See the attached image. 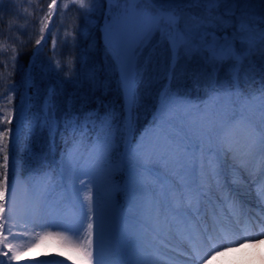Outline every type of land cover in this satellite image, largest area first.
Masks as SVG:
<instances>
[{"label":"snow or ice","instance_id":"6c2138e0","mask_svg":"<svg viewBox=\"0 0 264 264\" xmlns=\"http://www.w3.org/2000/svg\"><path fill=\"white\" fill-rule=\"evenodd\" d=\"M81 8L86 7L85 0H75ZM101 0H92L95 4ZM109 5L105 17V34L113 64L118 76L122 97L120 109L108 108L104 113L93 110L83 116L74 114L57 119L55 88H49L45 100L36 118L37 125L46 127L53 135L61 126L69 133L65 153L59 161V174L65 196L72 207L76 208L82 221L86 220L85 237L79 244L69 242L60 234L55 238L68 250V259L73 264H93V230L96 235L95 264H104L101 253L111 234L113 215L108 207V198L112 187L113 173L118 169L126 174L124 190L134 206L142 208L146 199V188H150L149 178L157 172L167 169L174 172L186 190L185 194L175 195L176 189L170 188L176 203L177 229L187 226L184 217L185 195L189 208L201 193L206 180L222 175L219 167L220 153L232 154L233 158L243 159L241 145L233 133L243 130L245 135L244 155L253 156L264 153V80L255 94H244L239 88L240 72L244 60L253 54L257 46L264 47V29L257 30L251 20L240 19L234 23L235 8H226L220 12V5L237 3L238 0H106ZM264 3V0H260ZM180 3L205 5V15H193L184 19L181 11L174 7ZM49 16L56 11V0H52ZM67 8V5H64ZM46 18V19H47ZM264 23V15L259 18ZM48 25L42 22L41 33L36 44H40L44 29ZM231 29V31H229ZM158 37V38H157ZM167 42L169 50V73L166 79L169 85L159 95L157 107L150 127L135 136V125L139 120L142 97L139 90L142 81L140 58L145 49L155 52L156 48ZM240 47H237V45ZM55 45V40H53ZM199 56L205 63L213 65L208 95L204 102L195 106L199 119L192 124L177 123L169 115V108L175 103L170 92V81L175 78L176 67L182 58L191 60ZM147 62V61H146ZM229 64L228 79L219 80V70ZM28 79H31L29 71ZM11 99V97H9ZM191 103V101H186ZM254 108V111L252 110ZM21 108L19 115L22 116ZM11 122V114L4 117ZM155 137V143L149 142V136ZM8 131H0V152L4 153L0 168V245L7 251L0 253L7 260L0 264L19 261L33 248L53 236L47 232L37 234L39 239L27 248L14 246L3 235L7 219L5 218V199L8 192V153L5 138ZM87 153V155H85ZM79 155V159L75 157ZM215 156V160L212 157ZM83 162V163H82ZM217 165L213 167V165ZM163 166V169L161 168ZM81 180V186L75 180ZM86 189V190H85ZM15 191V186H14ZM13 191V195H14ZM84 191L83 200L79 192ZM75 196V199H73ZM260 209L264 212V196L260 197ZM199 211V209H197ZM83 226V224H81ZM72 230V229H68ZM131 235L136 241L134 249L136 264H153L143 248L142 237L133 229ZM211 238V237H209ZM264 243V241H256ZM247 246V245H244ZM254 247L255 244H252ZM225 248V251H231ZM11 253V256H9ZM63 254V253H62ZM74 254V255H73ZM224 252H215L208 261ZM39 264H50L40 261ZM62 264V262H57Z\"/></svg>","mask_w":264,"mask_h":264},{"label":"rangeland","instance_id":"374dc122","mask_svg":"<svg viewBox=\"0 0 264 264\" xmlns=\"http://www.w3.org/2000/svg\"><path fill=\"white\" fill-rule=\"evenodd\" d=\"M51 3L52 0H0V61L6 62L7 60H13L15 64L19 63L18 50L27 41H31L34 35H36L37 30L40 31L42 22L46 23L48 27L45 28L43 32L45 39L41 40L35 52L37 53L39 50H42L44 53L49 37L53 36L55 41L61 43L60 46L56 43L53 48L52 46L50 48V51L54 53L53 60H56L54 58L57 57L58 53L62 54L68 50L69 47L66 42L69 35L72 33L75 34V42L77 44H83L88 37L91 39L89 43L87 42L89 49H95L93 48L94 42L92 41L95 40V35L99 28L105 45L106 54L110 56L112 61H110L109 57H104V73H102L97 60L87 71L83 72V77L81 78L82 83L88 86L90 85V88H87L85 85L82 89L88 92L89 95H83V102L80 103L77 108H73L76 106L70 107V104H67V107H70V114H66V116H72L74 114L83 116L86 113L93 112V110H98L102 114L108 108L119 110L122 102L121 99L117 97L119 92L117 90L119 84L118 76L115 71L113 58L108 47V40L103 28L107 15L106 0H101V2L95 4L92 3V0H85L86 7L84 8H81L75 0H56V11L51 14L50 18H47L49 16L48 6ZM104 3L105 6L103 5ZM64 5H67V8H65ZM174 7L181 11L184 19H189L193 15H205V5L197 6L180 3L174 5ZM226 8L236 9V17L233 18L236 25L239 24L242 18L244 20H251L257 30L264 29V23L259 22V18L264 15V3H261L260 0H238L237 3L230 2L220 5L219 10L223 12ZM7 19H10L7 29L13 26L11 30L9 29L10 31H8V33H6L7 29L5 30L2 24L4 21L7 22ZM229 31H231V29ZM237 47H240V45L238 44ZM169 55L168 45L167 42H165L157 47L155 52L145 49L143 56L140 58L142 81L139 90L142 97V106L140 108L139 120L134 129L137 138L150 127V122L159 106L158 94L163 88L169 85V81L166 79L169 73ZM86 56L87 52L85 51L79 55V59L85 60ZM45 60L49 62L50 57ZM32 62L33 57L30 63ZM59 63L60 62H57V65H59ZM213 67V65L205 63L199 56H195L191 60L182 58L176 67V75L175 78L170 81L169 90L176 102L181 101L184 103L182 106L183 115L196 117V120L188 119L189 122H195L199 119L194 109L197 104L204 102L208 95L206 86L209 83V77ZM45 68L50 70L52 66L51 64L46 65ZM228 68L229 64H225L220 68V81L228 79ZM29 71L30 68L28 67L23 82L24 88L22 96L18 104L8 107L15 100L13 96L18 92L19 88L17 85L12 86L13 90L10 91L14 94L11 96V99L8 98L9 101L4 100V104L0 101V131H6L5 129H7L9 133L8 136L10 135L8 143V136L5 138V142L8 145L7 153L9 157V188L5 197L8 203L5 205V212L2 215L5 218L8 217V207L14 200L12 185L20 184L25 190L20 192V195L16 198V205L18 207L20 203L25 205L27 200L25 201L23 198L26 196L32 198L33 208L30 211L27 210L28 207L25 208L24 213L27 216H32L34 219V226L39 225V223L43 221L53 229L55 226H58L60 219L69 218L76 222L77 227H79V223L87 227L86 220H81L76 208L72 207L69 200L66 198L59 174L60 156L65 153L66 141L70 142L69 133L62 126L61 128H63V131L59 129L60 133L57 131L53 140L52 133H50L46 127L38 126L36 121L48 89L55 88V86L50 83L47 76H44V85L46 86L37 88V95L31 100L29 89L32 82L31 79H28ZM14 74V72L12 75L9 74L11 79ZM262 80H264V47L257 46L253 54L248 56L243 62L240 72L239 88L244 94H255L259 91ZM4 91V88L0 91V99L3 98ZM91 99L92 101H89ZM186 101H191V103H186ZM172 104L170 105L169 112L172 110ZM57 107L58 105L56 104V111H59ZM21 108L23 109L22 116L19 115ZM7 114H11L10 123L6 122L4 119ZM188 120L185 119L182 123L188 124L186 123ZM58 133L61 139H63V144L60 142L58 144ZM150 137L151 135L149 138ZM28 140L29 142L31 141L30 145ZM58 145H60L59 149H57ZM0 147H3V145L0 144ZM85 155H87V153H85ZM3 156L4 153L0 152V165L4 162ZM75 158L79 159V155ZM2 171L3 169L0 168V172ZM82 178L87 182V177L82 176ZM77 180L78 179L75 180L76 185H78ZM125 183L126 174H123L121 170L118 169L113 173L112 187L110 190L113 196L111 200L108 199V203L110 201L113 202L115 205L113 211L122 216L128 215V213L125 212V208L131 203L128 193L124 190ZM80 187H82L81 184ZM36 191L38 193H36ZM83 195L84 191L79 192L81 201L83 200ZM73 199L75 198L73 197ZM28 205L31 204L28 203ZM55 222L58 223L55 224ZM77 227L75 226L72 230H67V234L72 237L80 235V230ZM41 229L44 231L42 226ZM42 230L40 232H42ZM50 231L52 230L50 229ZM52 234L53 236L49 240L46 239V246L51 243L61 251L64 249V251H68L66 248L62 247L61 241L59 243L56 242L55 235L58 233L54 232ZM75 243L79 244L80 242L77 240ZM3 251H7V249L4 248L3 245H0V253ZM39 257H41V255H39ZM0 259L7 260V257L0 255ZM111 260L116 263L118 262L117 264H119L120 260L121 264H128L125 254L122 251L113 255L110 261Z\"/></svg>","mask_w":264,"mask_h":264},{"label":"bare ground","instance_id":"6f19581e","mask_svg":"<svg viewBox=\"0 0 264 264\" xmlns=\"http://www.w3.org/2000/svg\"><path fill=\"white\" fill-rule=\"evenodd\" d=\"M104 26L105 21L103 28ZM172 105L173 107L169 112V115L175 117L177 123H182L185 121V119L196 120V117L194 116L183 115V102L177 101ZM252 110L254 111V108ZM186 123L192 124L193 121L189 122L188 120ZM233 135L241 145V156L243 159L233 158L232 154L224 155V153H220L219 167L221 168L222 175L220 177H212L206 180L201 193L197 195L193 205L198 204V206H202L201 211L205 210L206 213L210 208L220 210L223 214H225L224 221L226 222L230 220V214L235 213L240 222L248 229V231L246 235H243L237 240L232 239L219 242L212 250L201 253L197 252L189 234H180L178 238L181 241L190 243L197 255L195 264H208L210 257L217 251L224 252V254L216 256L215 259L210 261V264H264V243H256V241H264V227L263 229H259L257 232L253 231L254 225H257L258 221L261 220L258 219L256 223L252 222L248 216L246 207L244 206L245 200L247 203L251 204V207L252 204L253 206L257 207L255 205L257 203L256 200H260V197L264 196V153L257 152L251 157L245 156L243 146L245 143L246 134L243 130H236ZM149 142L155 143V137L151 136L149 138ZM212 159L215 160V156H213ZM216 166L217 165L215 164L213 165V167ZM161 168L163 169V166H161ZM81 180H83L82 176L77 180L78 187H80ZM149 184L151 187L146 188L147 199L143 207H136L131 202L125 208V212L128 213V215H118L115 211H113L115 206L114 203L111 201L108 203V207L113 215V223L111 234L106 240L104 249L101 253V258L103 259L104 264H117L118 262L116 263L112 260L110 261V259L113 255L119 253V251H122L125 254L128 264H136L137 255L134 251L136 247V241L131 235V231L133 229L139 234L140 237H142L145 254L149 259H151L153 264H188L187 261H189L191 257L194 256V253L189 254L187 252L178 250L173 246H170L163 239H161L158 234H150L149 230L147 229V225L151 224L156 231L160 233H167L169 235L176 234L177 230L184 231V228L177 229L176 227V221L178 220L176 208H178L179 205L176 203L173 193L169 191L170 188L174 187L176 189V196L186 193V190L180 183L179 178L174 172L163 169L157 172L155 176L149 178ZM232 185H235L234 191L230 187ZM24 190L25 188L20 184L12 185V195L14 191V200L9 206L11 207V218L7 220V223L3 229V235L8 237L9 243L13 244L14 246L27 248L31 244L36 243V241L39 239L37 234L43 235L44 232H56L64 236L67 241L73 243H75L77 240L80 243L83 241L85 237L84 229L86 228V225L82 227V223H79V227H77L76 222L69 218L60 219L59 223L55 222V224L58 223V226H55L53 229L43 221L39 223L40 226H34V219L32 216H27L24 213L25 208L28 207L27 210L29 211L33 208L32 198L26 196L23 198V200H27L25 205L22 203H20L19 207L16 205V198L18 195H20V192ZM223 194L226 198L224 201L222 200L224 198ZM112 196L113 193L110 192L108 199L111 200ZM221 196L223 198H221ZM73 197L75 198V196ZM28 203L31 205H28ZM193 205L189 208L187 197L185 195L183 215L187 218L186 228H189L194 235L199 236L195 222L200 212L196 211ZM207 206L208 208H204ZM258 214L262 219H264L263 212L260 213L259 211ZM166 216L168 219H165ZM41 226L44 228V231L41 229ZM75 226L79 228L80 235L77 237H72L67 234V230L69 228L72 229ZM221 228L222 227H220V230ZM50 229L52 231H50ZM41 230L43 233L40 232ZM235 233L236 231L234 232L232 229L228 231L229 235ZM145 239L147 241H145ZM46 241L47 240H44L37 247L33 248L32 251L28 252L24 257L21 258V260L12 261L11 264H39L40 261H48L50 264H57V262H62V264H73V261L67 258L68 255L72 253L64 251L65 249L61 251L51 243L46 246ZM95 241L96 235L94 229L93 249L95 254L93 251V264H95L96 260ZM56 242L59 243L60 240L56 239ZM252 244H255V246L253 247ZM154 246H157L160 250L167 251L169 253H176L177 255L181 256L182 260L178 261L172 256H163ZM225 248H230L232 250L225 251ZM39 255H41V257H39ZM9 256H11V253H9ZM120 261L119 264H121Z\"/></svg>","mask_w":264,"mask_h":264},{"label":"trees","instance_id":"16d2710c","mask_svg":"<svg viewBox=\"0 0 264 264\" xmlns=\"http://www.w3.org/2000/svg\"><path fill=\"white\" fill-rule=\"evenodd\" d=\"M105 6V3L103 4ZM10 19H7V22L4 21L3 27L6 30L8 21ZM13 28L11 26L8 28L6 33L10 31ZM15 28V27H14ZM10 29V30H9ZM27 34V33H25ZM42 33L37 30L36 35L31 39L30 42H26L23 44L20 49L18 50L19 54V63L15 64L13 60H7L6 62L0 61V91L4 88L5 91L3 93V98L0 99V101H7L9 97H11L14 93H11L10 90L12 89V86H18V92L13 96L15 100L10 104L8 107L15 106L18 104V101L20 100L23 92V82L25 80V75L28 70V67L30 68L31 73V86L29 89V92L31 94V100L35 98L37 95L38 89L37 88H43L46 85H44V76H47L50 83L55 86L56 89V96H55V103L58 105V110L56 111L57 119H60L63 121L66 114H70V107L77 108L80 103L83 102L84 96H88L89 93L85 92L83 86L86 84L82 83L81 78L83 77V72L87 71L93 63L98 62V65L100 66V69L102 73H104V57H109L110 61L111 58L108 54H106L105 51V45L102 39L101 32L99 28L97 29L94 46L90 50L87 42H90V38L87 37V39L83 42V44H77L75 34L72 33L69 35L66 44L68 45V50L65 52L58 53L57 57L54 58L56 60H53L54 53L50 51V48L52 46L53 48V40L54 37L50 36L48 39V42L45 47V52L43 53L42 50H39L37 53L35 50L37 49L38 44H36V40L40 38ZM58 43L60 46L61 43L58 41H55V45ZM79 46V47H77ZM87 52V56L85 60L79 59V55L83 52ZM10 52V51H9ZM92 54V55H91ZM2 55V54H1ZM92 56V57H91ZM33 57V62H31V59ZM50 57V61L47 62L45 59ZM57 62H60L59 65H57ZM52 68L50 70L46 69V65H50ZM94 65V64H93ZM15 73L12 76V79L10 78V75L12 73ZM9 75V76H8ZM87 88H90V85H86ZM118 95L122 102L121 92H120V86L118 84L117 86ZM84 91V92H82ZM84 95V96H83ZM111 97V96H110ZM9 101V100H8ZM89 101H92L89 100ZM4 104V102L2 103ZM67 104H70V107H67ZM62 127V126H61ZM13 128V127H12ZM8 131L7 129H5ZM10 130V129H9ZM60 131H63V128H60ZM59 131V133H60ZM58 133V144L59 142L63 144V139H61L60 134ZM9 134V133H8ZM10 139V135L7 138V143ZM29 145L31 144V141L29 142ZM60 144V145H62ZM60 145H58L57 149H59Z\"/></svg>","mask_w":264,"mask_h":264}]
</instances>
